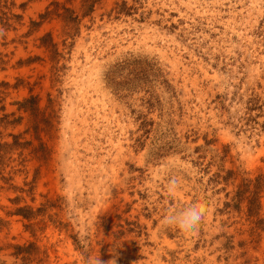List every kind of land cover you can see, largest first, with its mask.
I'll list each match as a JSON object with an SVG mask.
<instances>
[{
    "label": "rangeland",
    "instance_id": "obj_1",
    "mask_svg": "<svg viewBox=\"0 0 264 264\" xmlns=\"http://www.w3.org/2000/svg\"><path fill=\"white\" fill-rule=\"evenodd\" d=\"M54 2L0 0V264H264V0Z\"/></svg>",
    "mask_w": 264,
    "mask_h": 264
},
{
    "label": "trees",
    "instance_id": "obj_2",
    "mask_svg": "<svg viewBox=\"0 0 264 264\" xmlns=\"http://www.w3.org/2000/svg\"><path fill=\"white\" fill-rule=\"evenodd\" d=\"M99 0H81V8L83 10V16H88L91 15L94 10H95V5ZM72 0H67V2H65L64 4L59 3V2H54L52 3V5H54V9L53 10H49L50 6L47 8V11L44 14H41V22L39 23H35V25H40L42 24L45 20H47L48 18L52 17V16H56L60 19H62V21L64 22V27L68 30H73L76 29V25H77V20H78V16H74L75 11L72 10L71 8H69L67 6V3H71ZM123 8L126 7V3H124ZM124 10V9H123ZM124 12V11H123ZM41 46L45 47L47 51H49L51 53V57H56L59 53H58V48H57V44L54 42L53 40V36L51 33H47L45 34L43 37H41ZM0 85L2 86H9L8 83H1ZM1 94V92H0ZM3 101L2 98H0V103ZM38 103H39V99L36 96H30L29 98L24 99L23 101H18L16 104L18 105V111L19 112H30V113H34L37 109H38ZM2 110H5V106L2 105L0 107ZM12 115H16L15 113H12ZM9 115H5L2 118H0V126H7V124H12L13 126L19 125L21 124L22 120H23V116L19 115L17 116L15 119H13L12 121H8ZM7 122V123H5ZM14 137V141L12 144H8V143H1L0 142V152L2 150V148H6V147H16V146H23L24 144L19 143V138L20 135H13ZM2 159H3V155H1ZM2 159L0 160V162L2 161ZM250 215L253 214L252 209H249ZM17 214H20L22 216H24L27 219H32L33 216L35 215L34 211H32V209L30 208H19L17 209Z\"/></svg>",
    "mask_w": 264,
    "mask_h": 264
},
{
    "label": "clouds",
    "instance_id": "obj_3",
    "mask_svg": "<svg viewBox=\"0 0 264 264\" xmlns=\"http://www.w3.org/2000/svg\"><path fill=\"white\" fill-rule=\"evenodd\" d=\"M177 188V182L175 180H170L168 183V190L170 192L175 191ZM207 213V208L203 204H195L182 213L176 214L172 213L164 217V223L168 226H175L182 231L194 232L198 229V226L203 221ZM95 264H104L99 258L96 260ZM106 264H116L115 259H111L106 262Z\"/></svg>",
    "mask_w": 264,
    "mask_h": 264
}]
</instances>
